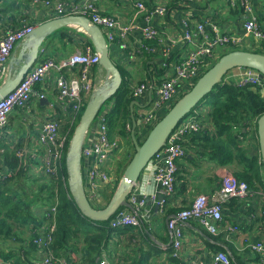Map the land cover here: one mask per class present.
I'll list each match as a JSON object with an SVG mask.
<instances>
[{
	"label": "crops",
	"instance_id": "crops-1",
	"mask_svg": "<svg viewBox=\"0 0 264 264\" xmlns=\"http://www.w3.org/2000/svg\"><path fill=\"white\" fill-rule=\"evenodd\" d=\"M43 1L0 0V39L7 32L21 29L25 25L37 27L56 19V14L51 9L49 10L43 4ZM61 1L73 5L83 0ZM132 1L96 0L103 15L114 17L123 23L131 22L132 19L136 18L143 26L146 21L143 19V15H137L135 9V3L138 0ZM144 1L147 6L149 4L153 7L155 3L160 2H165L169 6L168 15L165 19L169 21L167 28L169 36L177 41V47L171 52L177 61L183 58L187 50L180 37L183 32V21L186 17L193 25L199 22L206 23V33L210 38L215 37L218 32L236 40L233 46L225 50L231 48L252 50L258 46L255 38L245 34L243 25L246 17H244L241 8L237 9L236 5L231 3V0H197L195 2L185 0L174 4L172 7H170L171 2L168 0ZM254 10L255 17L264 28V0H254ZM153 25L161 27L162 22L155 19ZM214 26H217L216 32ZM54 33L41 46L35 65L46 59H53L58 63L69 57L70 54L76 51H84L89 46L95 51V48L92 47V39L81 28L69 27ZM130 38L134 47L143 42L140 33H135ZM23 42L24 40H21L16 44L6 64V71L0 76V87L6 82L10 74L19 71L24 65L22 61L12 64L11 60L19 55ZM160 53L161 51L151 54L154 57L148 54L143 56L136 54L134 59H131L128 57L127 52H123L117 46H110V57H112L115 65L121 68L130 89L144 82H148L152 86L161 84L164 77L163 70L161 71L162 75L156 73V67L163 62V56ZM78 71L79 68H75L67 72L65 77L69 80L78 79ZM240 74L241 69L235 68L226 76L225 81L233 84L238 83ZM58 76L59 72L56 70L49 72L44 83L34 87V97L29 107L14 110L9 124L4 130L0 131V172H4L3 168L7 169L4 166L6 165V156L11 155L15 158L19 150L24 151V159L17 158L25 170V174L20 177L23 186L27 183L35 188L39 181L40 183L50 184L53 189L54 184L50 178L46 177L42 165L44 150L38 142L40 130L47 121H59L62 125L61 134L69 137L70 130L80 115L74 110L73 104L68 101H59ZM91 76L92 86L89 90L82 92L85 105L88 104L93 95L92 93L107 81L106 72L100 64L92 69ZM186 87L183 91L185 93L188 91ZM39 94H45L46 99L41 100ZM136 101L138 102L134 106L136 133L137 138L142 141L146 140L149 128L142 123L140 113L149 102V93ZM203 105L204 108L200 109L204 116L200 117L201 131L189 135L183 143L187 154L178 162L179 171L175 192L172 195L165 196L164 206H161L158 201L159 196H161V186L154 183L152 177L163 164L154 161L149 163L140 179L134 184L135 186L131 192L137 197V200L143 199L146 203L145 207L138 208L135 206V208L129 209L130 211H137L141 221L140 226L115 230L111 236L110 245L103 251L101 257L97 258V264H190L191 260L197 258L213 261L216 258L215 255L222 252H226L231 256V264H234L236 259L241 260L244 264H264L263 255L251 249L253 244L264 241V222L262 224L259 222L251 223L248 219L251 212L264 209L263 167L257 168L259 177L256 181L252 180L254 182L250 185L252 191L256 194L253 198L247 201H231L224 205V221L218 235L209 234L199 226L197 221L190 220L184 230V241L179 252V258L171 257L173 251L172 239L170 238L167 220L184 208L189 207L197 196L205 194L212 197L220 189L224 175L245 176L247 171L249 174V163L255 161L256 156L258 157L257 162L262 163L256 124L251 122L254 128L249 133L247 132L245 137H236L238 140L236 146L231 142L236 136L234 131L225 134L218 131L213 124L212 117H210V107ZM113 106H115L114 102L108 103L106 111L109 113ZM119 124L116 128H112L109 124L111 140L118 142L119 148L112 153L107 163L108 167L112 169V180L110 184L101 188L100 200L96 208H105V202L113 197L119 186L116 187L115 185L118 175L127 168L126 166L136 152L131 137L132 131L127 129V125H130L131 129L133 127L131 112L127 121L119 122ZM98 132L97 124L93 123L84 145L91 143L98 136ZM243 149L246 150L243 152L245 156L241 157L240 154ZM86 164V161L82 159L81 167L83 168L84 179L87 174ZM254 171H256V168ZM36 187L39 188L38 185ZM44 207V204L39 205L34 210L38 225L41 222L40 218ZM38 225L36 226L38 227ZM230 227L236 228L237 231L234 233L229 232L227 229ZM34 238V225H31L20 230L17 241L0 240V262L12 264L39 263V260L43 258V252L32 247L35 245L33 244ZM80 241V251L69 253L67 257L72 264H86L82 259L81 252L83 241Z\"/></svg>",
	"mask_w": 264,
	"mask_h": 264
},
{
	"label": "built area",
	"instance_id": "built-area-1",
	"mask_svg": "<svg viewBox=\"0 0 264 264\" xmlns=\"http://www.w3.org/2000/svg\"><path fill=\"white\" fill-rule=\"evenodd\" d=\"M34 1L40 2L41 0ZM123 1L133 2L132 0ZM187 1L195 2L197 0ZM237 1L231 0V3L235 5ZM239 1L241 2L243 15L246 17L243 25L245 34L255 38L258 43L264 42V28L255 17L254 0ZM43 4L49 10L51 9L57 18L68 17L69 15L88 18L92 25H96L102 30L109 47L117 46L123 52H127L128 57L131 59H134L136 54L143 56L144 54L151 55L161 51L160 55L163 56V62L160 69L163 70L164 74L161 84L152 86L148 82H144L130 89V93L135 100L143 98L152 89L153 99L140 113L142 123L150 129L161 120L164 110L181 97L184 88L191 86L204 75V69L217 59L218 53L236 43V40H233L230 36L218 32L215 37L210 38L206 33V23L199 22L193 25L186 17L183 21V32L180 37L187 50L183 58L177 61L171 54L174 48L177 47V41L170 37L167 31L169 21L165 18L168 15V6L165 2L155 3L152 8H149L144 0H138L135 3L137 15H143V19L146 21L143 26L136 18L132 19L131 22L123 23L114 17L103 15L96 0H83L73 5L61 0H44ZM155 19L162 22L161 27L153 25ZM216 28L217 26H214L215 32ZM34 29V25H25L21 29L7 32L0 39V76L6 71V64L16 44L26 39ZM135 33H140L143 38V42L138 44L137 47L132 46L130 38ZM100 60V55L89 46L84 51H76L70 54L69 57L58 63L53 59H46L35 65L25 75L24 80L16 90L8 97L0 100V131L4 130L9 124L14 110L29 107L34 97V87L44 83L47 74L52 70L59 72L57 81L59 101H68L73 104L74 110L80 113L85 106L82 92L89 90L92 86L91 71L100 64ZM75 68H79L78 79L69 80L65 77L67 72ZM239 69H241V74L238 77V84L258 89L264 96V80L260 79V73L246 68ZM38 96L41 100L46 99L45 94H39ZM202 108H204L203 104L179 123L169 136L164 148L151 160V162L163 164L152 177L153 182L161 186L160 195L163 197L160 202L161 206H164V197L172 195L176 190L179 171L178 162L187 154L183 145L184 141L189 135L199 133L202 129L200 120V117H204L202 110H200ZM94 123L98 127V136L88 145H84L82 159L87 163L85 165L87 168L86 178L83 177L86 196L89 203L97 207L101 188L110 184L112 180V169L108 167L107 163L112 153L118 150L119 144L111 140L107 111L99 113ZM253 128L250 124L249 132ZM127 129L132 131L130 125H127ZM61 130L62 125L59 121H47L42 126L38 136V142L44 150L42 161L44 173L53 182L55 195L53 200L44 207L38 227H34L35 238L33 242L37 249L43 252V258L37 264H72L65 257L56 256L54 251L60 202L58 183L61 182L66 188L65 177L62 174V161L65 146L69 140V137L61 134ZM24 157L25 152L19 150L17 158L23 160ZM11 176L12 173L2 175L0 172V181ZM221 183L220 189L212 197L205 194L197 196L189 207L184 208L167 220L170 238L172 239V257L179 258L187 222L195 220L202 229L216 236L220 233L224 221V205L231 201H247L256 195L247 182L237 180L232 175H224ZM128 203H131L134 208L135 206L142 208L146 205L145 200H137V197L133 194H130ZM129 209L119 210L113 216L111 220L113 229L140 226L141 221L137 211H130ZM248 219L251 223L259 222L262 224L264 222V209L251 212ZM227 230L231 233L237 231L236 228L231 227ZM251 249L258 254H262L264 260V241L253 244ZM215 256L216 258L213 261L197 258L191 260L190 264H231L232 262L231 256L226 252L217 253ZM0 264L12 263L2 261Z\"/></svg>",
	"mask_w": 264,
	"mask_h": 264
},
{
	"label": "trees",
	"instance_id": "trees-1",
	"mask_svg": "<svg viewBox=\"0 0 264 264\" xmlns=\"http://www.w3.org/2000/svg\"><path fill=\"white\" fill-rule=\"evenodd\" d=\"M168 1L171 2L169 3L170 7H172L174 4L185 0ZM235 5L237 9L241 8L243 13L241 2L239 0ZM148 7L152 8V6L149 4ZM92 47H94L93 44ZM235 50H244L250 52L254 51L264 54V42H259L258 46L252 50L231 48L227 51H222L217 59L212 61V63L204 69L203 73L205 74V72H207L214 64H216L217 61L224 55ZM150 56L154 57V55ZM155 57L157 56L155 55ZM160 66L161 63L156 67V73L162 75L163 71L160 69ZM117 68L121 72V75H123L121 68ZM195 84L196 82H194L191 86H187V90L190 91ZM188 91L186 93H188ZM186 93L184 92L181 97H183ZM181 97L176 102L172 103L168 109L164 110L160 119H162L163 116L169 112V110L181 99ZM207 98L212 100V104H210V117H212L214 126L223 134L234 131L236 136L233 134L234 140L232 139L231 142L236 146L238 144L236 137H245L247 132L249 133L248 129L250 128L251 122L257 125L258 119L264 114V96L260 90L253 89L250 86H244L238 83H227L225 80H223V82L218 84L214 88L213 92L209 94L204 100ZM133 100L134 99L130 93V88L128 87L125 76L123 75V84L121 88L117 91L116 95L108 101V103L114 102L115 105L113 106L112 110L109 111V113L112 112V114H115L114 122L109 117L108 113V122L112 128H116L119 122L127 121L128 116L130 115L129 107ZM108 103L105 105H108ZM201 103L202 102H200L199 106ZM199 106H197L192 113H194ZM85 108L86 105L81 110L77 122L74 124V126H72L69 140L65 146V154L62 161V174L65 177L66 188L62 185V188L59 190L60 202L57 214L58 227L55 234L56 243L54 246V251L56 256H65V258L68 259L67 257L69 256V253L80 251V240H82V259L86 264H97V258L101 257L103 251L107 249L111 243L110 239L115 231V229L111 227V220L113 217H111V219L107 222H92L81 213L78 205H76L75 201L73 200L70 187H68L69 175L66 164L70 141L74 135L75 128L82 118ZM99 112L100 114L102 113L101 110ZM122 124L119 125L123 126ZM151 130L152 129L149 128L147 133L149 134ZM137 139L141 144L145 141H140L139 138ZM245 151L246 150L244 149L241 150V157L245 156V154H243ZM257 160L258 157L256 156L255 161L249 163V174L247 171L245 176L238 175L235 176V178L237 180L245 181L249 185L256 181L259 177L257 168H264L263 163L259 164ZM5 164L6 165L4 166L7 169L3 168L2 170L4 172H1V174L7 175L11 172L13 175L11 177H6V179L3 181H0V240L17 241L19 236L18 233H20L22 228L31 225L36 227V225H38L34 210L37 206L43 204L46 206V204H49L53 200L55 195V187L52 189L50 184L40 183L39 181L37 183L39 188L36 187L37 185L35 188L31 187L27 183L23 186L21 184L22 178L20 177L25 174V170L20 164L19 159H17V157L14 158V156L12 157L11 155H8L5 158ZM255 168L256 171H254ZM120 180L121 179L116 180V187L118 186ZM252 180L254 181L252 182ZM110 199L105 202V208L109 205L108 203L110 202ZM100 209L104 208L101 207ZM125 209L126 208H121L120 211ZM32 247L37 249L35 245ZM234 264L244 263L241 260L239 261L236 259Z\"/></svg>",
	"mask_w": 264,
	"mask_h": 264
},
{
	"label": "water",
	"instance_id": "water-1",
	"mask_svg": "<svg viewBox=\"0 0 264 264\" xmlns=\"http://www.w3.org/2000/svg\"><path fill=\"white\" fill-rule=\"evenodd\" d=\"M81 28L84 33L92 39L95 51L100 55V66L106 72L107 81L97 88L92 94L82 118L75 128L74 135L70 141L66 164L68 168V187L78 205L81 213L92 222H107L121 208L133 209L128 203L129 196L134 188V184L140 179L143 172L148 167L153 157L159 153L166 144L169 136L179 125V123L189 116L200 102L211 94L214 88L223 82L225 77L235 68H246L256 70L260 73V79L264 80V54L244 50H235L220 58L204 75H202L193 88L163 116V118L152 128L146 140L141 144L136 135V118L134 106L138 104L133 101L130 104L131 118L133 121L132 141L136 152L129 161L127 168L121 177L119 186L111 198L109 205L104 209H97L89 203L85 186L83 184V172L81 168L83 145L90 127L95 122L99 111L107 102L112 99L123 84V75L110 57V47L105 39L102 30L92 25L88 18L82 16L69 15L60 17L35 27L33 32L24 39L19 55L12 58V64L22 61L24 65L19 71L10 74L6 82L0 87V100L13 93L25 75L34 68L41 46L46 39L54 32L64 28ZM25 57V58H24ZM149 93V102L153 99L152 89ZM259 145L261 148V159L264 165V114L257 121ZM163 197L159 196V203Z\"/></svg>",
	"mask_w": 264,
	"mask_h": 264
},
{
	"label": "rangeland",
	"instance_id": "rangeland-1",
	"mask_svg": "<svg viewBox=\"0 0 264 264\" xmlns=\"http://www.w3.org/2000/svg\"><path fill=\"white\" fill-rule=\"evenodd\" d=\"M227 51V50H226ZM222 52V51H221ZM220 52V53H221ZM220 53H218V56L220 55ZM217 56V57H218ZM216 60V59H215ZM108 103V102H107ZM201 104H205V105H207L208 107H210V104H212V100L209 98H207L206 100H204V101H202V103ZM107 106L108 105H104L103 107H102V109H101V112L102 113H104L106 110H107ZM84 112V111H83ZM109 117L113 120V122L115 121V114H112V112H110L109 113ZM145 140V139H144ZM127 167V166H126ZM126 170V169H125ZM125 170L120 174V175H118V177H117V179H121V177L123 176V174H124V172H125ZM120 182V181H119ZM30 186V185H29ZM58 187H60V189L62 188V183L61 182H59L58 183ZM19 234V233H18ZM11 242H14V241H11Z\"/></svg>",
	"mask_w": 264,
	"mask_h": 264
}]
</instances>
